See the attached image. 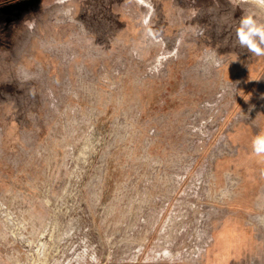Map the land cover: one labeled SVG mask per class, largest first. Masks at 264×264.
<instances>
[{
  "label": "rangeland",
  "instance_id": "obj_1",
  "mask_svg": "<svg viewBox=\"0 0 264 264\" xmlns=\"http://www.w3.org/2000/svg\"><path fill=\"white\" fill-rule=\"evenodd\" d=\"M249 14L264 23L247 0H0V264H264Z\"/></svg>",
  "mask_w": 264,
  "mask_h": 264
},
{
  "label": "clouds",
  "instance_id": "obj_2",
  "mask_svg": "<svg viewBox=\"0 0 264 264\" xmlns=\"http://www.w3.org/2000/svg\"><path fill=\"white\" fill-rule=\"evenodd\" d=\"M247 2L264 10V0H247ZM241 46L246 47L256 57H264V23L253 15H246L237 29ZM252 152L256 157H264V132L257 134L251 141Z\"/></svg>",
  "mask_w": 264,
  "mask_h": 264
},
{
  "label": "bare ground",
  "instance_id": "obj_3",
  "mask_svg": "<svg viewBox=\"0 0 264 264\" xmlns=\"http://www.w3.org/2000/svg\"><path fill=\"white\" fill-rule=\"evenodd\" d=\"M8 218V217H7ZM21 234V233H20ZM23 234V233H22ZM43 236V235H42ZM25 237V236H24ZM29 241V240H28Z\"/></svg>",
  "mask_w": 264,
  "mask_h": 264
}]
</instances>
